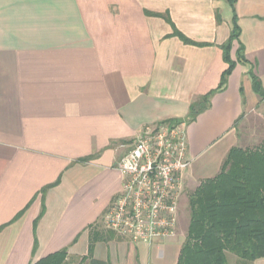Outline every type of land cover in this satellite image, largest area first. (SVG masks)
Masks as SVG:
<instances>
[{"label":"crops","instance_id":"1","mask_svg":"<svg viewBox=\"0 0 264 264\" xmlns=\"http://www.w3.org/2000/svg\"><path fill=\"white\" fill-rule=\"evenodd\" d=\"M224 1L0 0V264L65 248L68 260L87 256L88 228L119 194L118 164L142 128L185 122L190 105L218 88L233 17ZM234 12L230 58L241 46L245 63L185 123V187L215 177L231 148L252 144V127L239 126L264 116L251 82L264 91V0H235ZM115 239L95 243L93 257L176 264L174 239Z\"/></svg>","mask_w":264,"mask_h":264},{"label":"trees","instance_id":"2","mask_svg":"<svg viewBox=\"0 0 264 264\" xmlns=\"http://www.w3.org/2000/svg\"><path fill=\"white\" fill-rule=\"evenodd\" d=\"M227 2L233 13L232 31L229 39L220 46L227 68L221 75L218 88L190 105L186 124L208 108L211 96L224 88L236 63H245L241 46L236 52V60L230 58L231 45L233 41H238L239 28L235 23V0ZM161 17L170 23L168 16ZM172 35L186 45L201 46L175 29ZM251 82L253 92L263 100L264 91L258 79L252 76ZM188 209L186 237L179 249L176 264H227L226 253L234 255L238 264H252L264 259V141L254 148H231L220 172L200 182L188 197ZM22 213L17 214L15 219ZM88 230V253L81 258V262L108 264L93 257V248L95 243L106 242L115 235L100 229L99 225L90 226ZM67 257L65 248L30 264H66Z\"/></svg>","mask_w":264,"mask_h":264},{"label":"built area","instance_id":"3","mask_svg":"<svg viewBox=\"0 0 264 264\" xmlns=\"http://www.w3.org/2000/svg\"><path fill=\"white\" fill-rule=\"evenodd\" d=\"M185 123L146 125L118 164L121 189L103 228L130 243L152 245L176 234L187 157Z\"/></svg>","mask_w":264,"mask_h":264},{"label":"rangeland","instance_id":"4","mask_svg":"<svg viewBox=\"0 0 264 264\" xmlns=\"http://www.w3.org/2000/svg\"><path fill=\"white\" fill-rule=\"evenodd\" d=\"M229 7L226 5V0L224 1V6H223V13L225 14V12H229ZM255 116V115H254ZM251 129V133L249 132V134H253L254 137V141L252 142V144H244L242 145V149H246V148H254L256 146H258L262 141H264V116H262V118L260 117H249L247 120L243 121V123L239 126V129L245 133L247 130ZM200 184V183H199ZM199 184H193L190 186H184L183 188V192H182V196H181V201H180V208H179V218H178V225L176 228V234L173 238H171L172 240L174 239L176 246L181 247L182 243L185 240L186 237V231H187V227H188V223H189V209H188V197L194 192V190L196 189V187H198ZM100 229L104 230L103 225L100 224ZM120 242H127L121 238H118L116 236V239ZM160 253V252H159ZM226 257H227V264H238L237 259L234 255L230 254V253H226ZM160 258V257H159ZM153 257H151V261H152ZM170 257H163L161 260H158L157 264H170ZM66 264H87L84 262H81V259L78 258H72L70 260H66Z\"/></svg>","mask_w":264,"mask_h":264}]
</instances>
